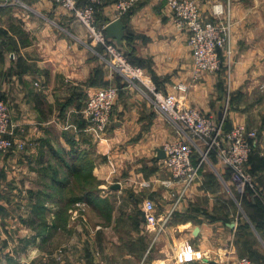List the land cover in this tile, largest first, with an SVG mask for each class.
<instances>
[{"label":"crops","instance_id":"crops-1","mask_svg":"<svg viewBox=\"0 0 264 264\" xmlns=\"http://www.w3.org/2000/svg\"><path fill=\"white\" fill-rule=\"evenodd\" d=\"M195 1L204 20L213 18L214 5L227 10L230 3V76L221 70L194 77L190 35L177 28L169 0H142L123 17L108 1L97 20L106 29L122 19L126 36L120 46L157 90L177 95L181 104L216 120L223 111L229 130L243 124L257 131L248 170L264 194V0ZM0 40V100L10 107L15 133V147L0 151V189H9L0 190V234L15 236V227L22 225L24 218L12 212L20 211L21 198L35 203L22 190L51 189L54 168L73 172L74 165L86 162L93 166L97 197L115 205L110 225L117 228L122 217L137 222L136 231L144 237V264H236L244 257L264 264V201L258 204L250 190L238 199L232 171L213 157L203 162L194 184L176 203L182 185L160 183L171 177L162 151L166 143L183 137L182 130L157 109L144 85L115 69L68 9L57 0H0ZM106 87L117 88L119 95L112 124L102 133L82 110L91 94ZM193 160L197 164L200 159ZM135 195L144 198L142 212L122 216L118 206L134 202ZM148 200L159 220L168 219L160 231L143 221ZM48 204L52 221L53 203ZM78 216L73 215L77 221ZM99 229L98 224L92 232ZM29 243L40 246L38 240ZM150 248L155 250L149 260Z\"/></svg>","mask_w":264,"mask_h":264},{"label":"built area","instance_id":"built-area-1","mask_svg":"<svg viewBox=\"0 0 264 264\" xmlns=\"http://www.w3.org/2000/svg\"><path fill=\"white\" fill-rule=\"evenodd\" d=\"M108 1L114 2L118 17L125 16L142 2V0H84V3H80V0H57L87 28L92 43L104 49L115 69L128 80L144 85L150 92L157 109L182 130L183 137L164 145V163L171 177L161 180L160 183L164 187H172L176 183H181L182 190L176 203L180 202L199 176L204 159L199 160L197 164L193 159L197 148L201 149L200 144H202V146L207 145V149L214 150L224 166L232 171V176L238 183V190L245 188L255 190L254 180L248 174L246 164L252 154L254 141L258 137L257 132L245 125H238L223 136L220 132L224 118L219 121L218 125L212 116L204 114L195 107L181 104L177 95L162 92L151 85L143 68L133 64L122 47L107 38L105 28L98 24L97 12ZM168 3L173 11L177 28L189 32L194 77L205 72L219 73L224 67L227 68L230 76L234 24L230 3L228 2L227 10L225 5H214L211 20L202 18L195 0H169ZM179 89L186 90V87L180 85ZM118 95L117 88L106 87L89 96L82 114L97 131L104 133L112 124ZM14 137L10 108L4 100H0V151L12 150L15 147ZM143 185L151 186L150 183H143ZM144 212L148 227L157 228L159 231L163 229L168 219L159 220L152 200L146 201ZM236 264L256 263L251 258L244 257Z\"/></svg>","mask_w":264,"mask_h":264},{"label":"rangeland","instance_id":"rangeland-1","mask_svg":"<svg viewBox=\"0 0 264 264\" xmlns=\"http://www.w3.org/2000/svg\"><path fill=\"white\" fill-rule=\"evenodd\" d=\"M223 70L226 71L227 68L224 67ZM4 101L7 103L6 100ZM212 118L214 121L216 120L215 117L212 116ZM219 121L221 120L217 119L215 123L219 125ZM249 129L254 130L252 128ZM229 131L230 130L225 128L222 123L220 134L224 136ZM200 147L201 149L197 148L195 154L198 159H204L203 161H205L216 157L220 165L224 167V164L214 150L207 149V145L202 146V144H200ZM253 153L254 148L252 150V154ZM250 159L246 164V170L248 174L252 176V173L248 170ZM233 180L235 184L233 192L238 199H241L239 198L241 194L248 192L250 188L238 190V183L234 178ZM0 190L7 191L9 189L1 187ZM252 191L255 195L258 193L259 199H261L262 202L264 201V194L260 188L257 189L256 187V189H252ZM21 193L22 196L30 195V192L27 194L23 190ZM135 198L136 200H134V202L118 206V212L122 214V216L123 213H136L138 216V214L142 212L144 198L137 195H135ZM24 199L25 198H21V206H18L20 211L18 212V209L12 211L15 214H20V216L24 218L22 225H20V227H15V236H5L3 233L0 234V264H10L9 261L11 258L16 261V264H144V237L136 231L138 230L137 222L128 217L126 219L122 217L117 228H115V226L112 227L110 225V214L114 212L115 205L109 200H103V203H101V205L99 204V207H94L93 204L89 202H84V204L78 206H71L68 209V214L72 221L68 220V224H71L72 227H67L66 229L60 228L53 234H46V243H42V237H38L37 240L40 246L39 244L37 246H30L29 242L34 239L31 237V234L34 233L35 235L36 232L27 225L26 215L31 211V206L30 202L27 203ZM76 213L81 217L79 221L73 217ZM94 213L104 221L102 220V222H100ZM86 223L87 225L85 226ZM98 224L101 229L94 234L92 228ZM109 225L111 226L110 228L108 227ZM114 242H120L122 246H118ZM41 244L43 246H41ZM124 248L130 249V251L127 253L122 252ZM132 249H134V251H132ZM153 250L155 249H151L148 254L149 260L151 257H154Z\"/></svg>","mask_w":264,"mask_h":264},{"label":"trees","instance_id":"trees-1","mask_svg":"<svg viewBox=\"0 0 264 264\" xmlns=\"http://www.w3.org/2000/svg\"><path fill=\"white\" fill-rule=\"evenodd\" d=\"M80 3H82L81 0ZM126 54L130 59V55L128 53ZM130 61L132 62L131 59ZM81 163L84 165L78 164L73 166V172H61V168H57L60 169V171L54 168L51 174V189H41L38 192L30 191L31 199L35 197L36 201L30 205L31 211L26 222L27 225L36 232L34 240H37L38 237H42V243H46V234H53L60 228L66 229L69 220L68 209L76 205L77 202H89L95 207H99L101 203H103V199L97 197L95 193L97 179L93 175L92 164L86 162ZM44 174L45 173H42V175ZM42 179L44 178L42 177ZM249 190L252 191L251 188ZM255 196L257 203L262 204V200L259 199L258 195L256 194ZM47 198L48 201H52L53 208L55 207L54 219L52 221L49 217L52 205L48 204V201H46ZM41 246L43 245L41 244ZM9 263L16 264V261L11 258Z\"/></svg>","mask_w":264,"mask_h":264},{"label":"water","instance_id":"water-1","mask_svg":"<svg viewBox=\"0 0 264 264\" xmlns=\"http://www.w3.org/2000/svg\"><path fill=\"white\" fill-rule=\"evenodd\" d=\"M106 36L107 38H114L116 39V42L118 45H122L124 43V38L126 36L125 34V25L122 21V19H117L110 23L106 29ZM224 118V112L221 113V118L219 120H222ZM162 156L165 158V152L162 151ZM119 188L120 185H117ZM143 221H146V215H143ZM210 264H220L216 261H209Z\"/></svg>","mask_w":264,"mask_h":264}]
</instances>
